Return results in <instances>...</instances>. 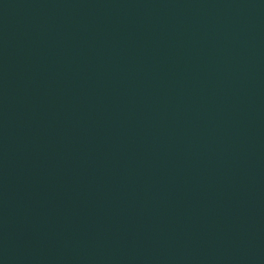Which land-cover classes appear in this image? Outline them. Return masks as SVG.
<instances>
[{"label": "water", "instance_id": "obj_1", "mask_svg": "<svg viewBox=\"0 0 264 264\" xmlns=\"http://www.w3.org/2000/svg\"><path fill=\"white\" fill-rule=\"evenodd\" d=\"M0 264H264V0H0Z\"/></svg>", "mask_w": 264, "mask_h": 264}]
</instances>
